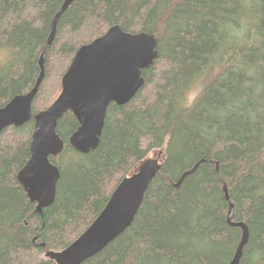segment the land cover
<instances>
[{
	"label": "trees",
	"instance_id": "1",
	"mask_svg": "<svg viewBox=\"0 0 264 264\" xmlns=\"http://www.w3.org/2000/svg\"><path fill=\"white\" fill-rule=\"evenodd\" d=\"M63 2L0 0V108L34 87ZM115 25L154 35L159 57L131 102L109 106L95 151L71 147L79 128L71 112L59 120L64 150L50 162L60 179L43 216L18 179L34 119L0 133V264H56L45 253L78 239L119 183L159 151L161 173L132 226L84 264H229L241 230L227 222L224 183L234 221L250 231L240 264H264V0H76L44 54L34 115L57 100L78 50Z\"/></svg>",
	"mask_w": 264,
	"mask_h": 264
},
{
	"label": "water",
	"instance_id": "2",
	"mask_svg": "<svg viewBox=\"0 0 264 264\" xmlns=\"http://www.w3.org/2000/svg\"><path fill=\"white\" fill-rule=\"evenodd\" d=\"M75 1L64 0L54 16L48 44L39 61L40 75L32 90L15 96L0 108V133L9 127H22L31 119L35 121L31 157L18 179L30 201L36 204V213L41 216L44 209L54 203L60 179V169L50 162V157L59 156L64 150V142L57 133L59 120L71 112L79 123L78 130L70 137L71 147L82 155L95 151L100 144L109 106L131 102L145 85L143 71L159 57L158 40L154 35L126 32L115 25L78 50L63 76L62 91L57 100L47 110L34 115L33 102L45 77L44 54L55 39L59 17ZM163 160L164 154L159 151L144 161L138 170L119 183L100 215L78 239L63 250L47 251L45 257L56 264H84L105 250L132 226L151 183L161 173ZM204 162L200 161L185 172L174 187L179 189ZM223 190L229 202L227 222L241 230L239 244L229 264H240L250 231L245 223L234 221L235 207L225 183ZM37 246L46 249L44 243Z\"/></svg>",
	"mask_w": 264,
	"mask_h": 264
},
{
	"label": "rangeland",
	"instance_id": "3",
	"mask_svg": "<svg viewBox=\"0 0 264 264\" xmlns=\"http://www.w3.org/2000/svg\"><path fill=\"white\" fill-rule=\"evenodd\" d=\"M71 6V5H70ZM154 154L151 155V157H153Z\"/></svg>",
	"mask_w": 264,
	"mask_h": 264
},
{
	"label": "bare ground",
	"instance_id": "4",
	"mask_svg": "<svg viewBox=\"0 0 264 264\" xmlns=\"http://www.w3.org/2000/svg\"><path fill=\"white\" fill-rule=\"evenodd\" d=\"M120 26V25H119ZM230 195V194H229Z\"/></svg>",
	"mask_w": 264,
	"mask_h": 264
}]
</instances>
